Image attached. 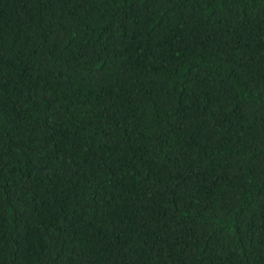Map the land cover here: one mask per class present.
I'll list each match as a JSON object with an SVG mask.
<instances>
[{
	"label": "trees",
	"instance_id": "trees-1",
	"mask_svg": "<svg viewBox=\"0 0 264 264\" xmlns=\"http://www.w3.org/2000/svg\"><path fill=\"white\" fill-rule=\"evenodd\" d=\"M0 264H264V0H0Z\"/></svg>",
	"mask_w": 264,
	"mask_h": 264
}]
</instances>
